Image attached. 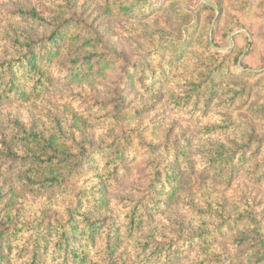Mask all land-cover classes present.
Returning a JSON list of instances; mask_svg holds the SVG:
<instances>
[{
	"label": "trees",
	"instance_id": "16d2710c",
	"mask_svg": "<svg viewBox=\"0 0 264 264\" xmlns=\"http://www.w3.org/2000/svg\"><path fill=\"white\" fill-rule=\"evenodd\" d=\"M99 2L97 10L113 33L129 17L151 19L143 14L149 0ZM175 3L156 7L151 12L154 22L140 21L143 36L137 38L135 58L123 57L121 79L131 80L132 70L141 85H149L144 102L159 91L175 101L183 100L185 93L194 105L192 111L200 114L194 128L186 126L185 142L179 146L176 141L173 156L167 144V157L149 143L147 182L125 187L121 178L130 177L136 161L128 149L134 140H143L133 124L142 119L147 103L128 107L121 100L114 105L111 115L122 131L101 147L102 167L91 153L72 155L68 148L56 145L55 136L47 138L44 132L19 124L17 133L1 140L0 264H47L45 253L52 245L67 264H197L200 255L203 264H264V217L251 189L253 185L264 189V179H254L264 170V143L257 139L264 133V97L254 98L246 78L230 83L232 71L224 73L223 68L228 60L198 51L195 34L203 27L202 12L214 6L190 8ZM234 3L218 0L217 10L223 15ZM239 4L264 12V0H239ZM35 11L28 15L36 17ZM21 30L13 40L18 55L0 60V108L49 92L62 78L54 67L62 70L71 63L67 80L95 83L118 62L109 58L117 45L98 30L83 29L76 37L82 43L75 51L66 41L68 32L63 34L59 28L42 41H36L29 29L14 28L15 33ZM89 48L93 51H84ZM83 52L88 55L80 62ZM245 74L252 77L246 72L236 76ZM226 88L231 97L220 100ZM121 94L124 97V90ZM215 101L221 107L219 118L210 115ZM240 103L245 107H238ZM217 119L224 125H216ZM223 129L227 130L221 138L218 131ZM162 131V126L154 129L157 139ZM164 135L171 140L170 132ZM164 135L160 140L169 142ZM255 141L260 142L255 145ZM252 152L257 159L251 158ZM9 161L11 165H5ZM89 171L93 179L81 181ZM36 195L43 201L34 214H27L29 200L24 197ZM99 240L106 248L94 255ZM22 242L27 260L19 262L13 249ZM151 245L160 251L166 248L165 255L159 252L154 258L156 251L148 249Z\"/></svg>",
	"mask_w": 264,
	"mask_h": 264
},
{
	"label": "rangeland",
	"instance_id": "374dc122",
	"mask_svg": "<svg viewBox=\"0 0 264 264\" xmlns=\"http://www.w3.org/2000/svg\"><path fill=\"white\" fill-rule=\"evenodd\" d=\"M171 1L149 0V3L144 6L143 14L151 19L129 17L121 21L117 26L119 30L113 33L106 26L103 15L97 10L100 5L99 0H0V60L11 55H18L19 48L13 45V40L22 33V30L15 33L14 28L21 27L29 29L36 41L48 38L56 28L63 30V34L68 32L66 41L73 51L82 43L76 41V37L83 29L98 30L100 34H105L107 40L110 39L112 43L117 45L115 46L117 52L112 53L109 58L114 59L116 57V62L118 61L114 68L111 66L110 70H107L95 83H72L67 80L65 75L71 63L62 70L59 67H54V73L62 78L49 92L36 99L18 100L0 108V150L3 135L11 137L17 133L18 125L23 124L27 129H37L44 132L43 135L47 138L52 135L55 136L56 145L68 148L67 152L72 155H81L83 152L91 153L92 157H95L96 165L102 167L103 162L98 160L101 155V147L113 142L122 131V127L111 115L114 105H119L121 100L128 107H139L147 103L144 116L139 122L133 124L143 140H140L139 143L134 140L128 149L131 156H136L135 168L129 178H121L124 180L121 184L127 187L147 182L149 173L147 170L149 167L147 145L151 143L159 146L167 157L168 153L165 149L168 144L170 145V154L173 156L174 144L177 141L180 146L185 142L189 135L186 126L191 124L194 128L195 123H197L196 119L200 115L192 111L194 105L188 102L185 93L181 95L183 100L175 101L167 100L163 96V92L159 91L155 97H150L144 102L142 100L143 93L149 85H141L137 80V75H134L132 70L130 71L131 80L122 81L121 79L124 59L135 58L138 45L137 38L143 36L141 33L144 25L140 21L143 23L145 21L154 22L155 17L151 12L156 11V7L168 6ZM174 1L176 6L182 5L190 8L204 4L208 7L214 6L212 10L209 8L202 12L204 23H201V26L203 27L202 30L201 28L198 29L195 34V44L198 51L205 52L206 55L214 59L228 60L223 68L224 73L232 71L230 83L246 78L247 84L252 87L254 98L264 97V12H255L246 4L238 5L239 0H235V3L223 15L217 10L218 0ZM33 9L36 10V17L28 15V12ZM163 20L165 21V19ZM208 41L210 43H207ZM89 49L84 51H93L92 48ZM86 55H88L87 52H83L79 61L82 62ZM74 58L75 56L71 59ZM236 59L237 61H235ZM241 72L250 73L252 77L247 78V74L236 76L237 73ZM147 83H151L150 80ZM120 89L122 90L119 91ZM123 90L124 97L121 94ZM230 97L231 93L226 88L220 95V100L230 99ZM102 102L104 104H101ZM237 106L245 107L241 103ZM220 113L219 102L215 101L210 110V115L219 118ZM203 118L204 116L200 119L203 120ZM216 121V125H224L221 119ZM160 126L163 128V134L157 139L154 129ZM226 130L218 131L221 138H224ZM167 132H170L171 140L164 135ZM163 135L169 139V142L160 140ZM229 139L231 138L227 140ZM257 139H262L264 143V133H260ZM259 142L255 141V145ZM130 148H134V150ZM19 149L21 150V148ZM243 150L242 148L238 152V161L241 160ZM20 153L22 152H19V155ZM109 154L110 152L107 153L105 159H108ZM257 157L256 152L251 153V158L257 159ZM4 158L7 157L4 156ZM261 159L262 157L259 158V160ZM11 162L9 161L5 165H11ZM258 177L264 179V170L260 171L254 179ZM90 179H93V175L89 171L82 176L81 181ZM93 185V182H90V187ZM253 186L251 189L254 193V201L264 217V189ZM26 200H29L25 207L28 211L27 214H34L43 198L36 195L24 197V201ZM46 201L56 202V198H47ZM57 202L61 203L62 199L60 198ZM2 221L1 223H3ZM23 245L24 242L13 249V256L19 262L26 258L25 252L22 251ZM53 246L50 247L48 253H45L48 254L47 264H67L64 256L59 257ZM103 248H106V244L99 240L94 245V255H97L98 251ZM148 249L149 251H156L153 255L154 258L158 256L159 252L164 256L165 250L167 251L166 248L160 251L161 249L154 245ZM202 259V255L197 256L196 263L203 264Z\"/></svg>",
	"mask_w": 264,
	"mask_h": 264
}]
</instances>
